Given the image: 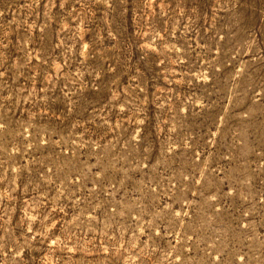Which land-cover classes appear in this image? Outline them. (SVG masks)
Segmentation results:
<instances>
[{
	"label": "rangeland",
	"instance_id": "374dc122",
	"mask_svg": "<svg viewBox=\"0 0 264 264\" xmlns=\"http://www.w3.org/2000/svg\"><path fill=\"white\" fill-rule=\"evenodd\" d=\"M0 264H264V0H0Z\"/></svg>",
	"mask_w": 264,
	"mask_h": 264
}]
</instances>
